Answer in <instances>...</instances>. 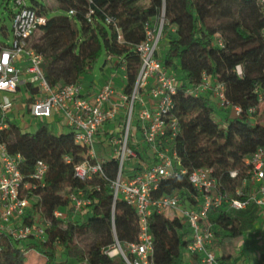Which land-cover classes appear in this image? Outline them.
Listing matches in <instances>:
<instances>
[{"label":"trees","instance_id":"trees-1","mask_svg":"<svg viewBox=\"0 0 264 264\" xmlns=\"http://www.w3.org/2000/svg\"><path fill=\"white\" fill-rule=\"evenodd\" d=\"M29 1V8L47 17L52 10L61 13L48 17L39 42H31L44 57V74L52 87L81 82L105 53L126 62L127 94H131L140 71L136 49L146 38L145 28L164 13L161 44L165 52L158 57L183 84L173 97V114L179 120L181 134L172 146L188 174L213 169L222 182H230V172L241 170L246 159L264 148V124L255 119L257 107L264 101V0H55L53 7L51 3ZM90 11L92 21L88 22L86 15ZM109 18L113 20L111 24ZM117 28L123 43L118 42ZM1 46L5 45L0 42ZM204 75L211 77L213 87L221 84L225 88L229 107L220 108L227 114L221 122L216 119L213 101L217 98L213 94L186 93L189 88L199 87ZM25 88L34 95L31 85ZM235 108L240 109L239 114ZM0 145H5L12 155L23 156L22 174L26 177L33 173L38 161L49 167L44 187L34 195L40 198L36 210L52 219L53 225L48 241L29 242L27 251L39 253L45 264H126L121 256L110 259L104 254L117 242L122 247L137 242L139 235L135 209L121 198L114 202L112 182L118 172L114 158L104 160V178L81 181L75 167L87 152L75 144L71 131L56 135L49 125H44L35 133H24L12 123L0 131ZM130 147L138 155L134 174L142 172L143 165L152 163V154L142 152L133 139ZM72 192H82L90 206L76 221L72 217L66 222L53 219L55 211H69ZM176 193L187 198L196 193L188 175L165 180L153 196L170 197ZM35 214L32 212L31 217ZM259 214L260 210L253 206L243 212H227L224 208L212 211L208 220L214 227V249L220 250L223 264L231 260L242 263L246 258L247 237L251 233L258 237L260 233ZM149 226L155 264L196 262L187 250L190 232L185 224L154 213ZM90 237L93 241L86 250L81 242ZM22 246L7 235L1 237L0 264H25ZM61 253L68 261L60 259Z\"/></svg>","mask_w":264,"mask_h":264},{"label":"built area","instance_id":"built-area-1","mask_svg":"<svg viewBox=\"0 0 264 264\" xmlns=\"http://www.w3.org/2000/svg\"><path fill=\"white\" fill-rule=\"evenodd\" d=\"M14 4L17 11L12 15V42L0 47V131L13 123L10 115L15 109L16 97L23 87L31 85L35 93L25 105L28 115L35 120L62 117L75 144L87 152L84 160L75 167L77 178L81 181L104 178V160L99 159L96 145L101 146L102 152L111 150V157L118 162L117 177L112 182L114 202L121 198L135 209L139 235L135 243L122 247L117 242L105 249V255L110 259L121 256L126 264H155L154 240L149 226L154 213L186 225L190 232L186 238L189 241L187 250L196 260L192 264H223L219 258L220 250L214 249V227L208 220L212 211L224 208L227 212H243L256 207L260 210L258 224L264 232V148L246 159L241 170L230 172L231 181L227 183L222 182L213 169H198L188 174L181 167V160L172 146L181 134L179 120L173 114V97L183 84L158 57L165 25L164 13L146 26V38L137 46L141 67L131 94H127L125 88L122 92L116 88V73H123L126 80V62L122 57L110 54L106 67L112 71V76L89 99L81 82L59 87L49 84L43 70L44 57L31 46L32 40L47 25L48 17L29 8V0H14ZM92 15L93 11L86 15L88 22L92 21ZM107 21L109 24L113 22L110 18ZM116 30L118 42L123 43V35L118 28ZM19 64H25V69L21 70ZM238 73L242 75L240 67ZM186 93L193 96L211 93L221 107H229L224 86L217 84L213 87L211 77L207 75L199 87L189 88ZM136 108H139L138 136L132 138ZM235 110L240 113L239 108ZM132 139L142 152H151L153 160L150 165H143L142 172L127 176L126 162L138 160L136 151L130 147ZM65 160L70 162L68 158ZM23 163L22 155H12L5 145H0V238L7 235L20 242L23 245L20 251L27 256L31 252L27 251L29 242L48 241L53 221L44 218L35 207L40 198L34 192L44 187L48 165L38 161L33 173L26 177L22 174ZM187 175L196 193L188 198L180 193L154 198L153 194L162 182ZM69 200V211L57 210L53 219L66 222L69 217L79 216L91 204L82 192H72ZM34 210L36 214L32 218ZM60 258L64 259L63 253ZM261 261L264 264V258L256 263ZM229 264L240 263L231 260Z\"/></svg>","mask_w":264,"mask_h":264},{"label":"rangeland","instance_id":"rangeland-1","mask_svg":"<svg viewBox=\"0 0 264 264\" xmlns=\"http://www.w3.org/2000/svg\"><path fill=\"white\" fill-rule=\"evenodd\" d=\"M41 3V0H37ZM52 7L55 4V0H51ZM30 4V1H29ZM17 11L15 7L14 0H0V42L4 45H10L12 42V29H13V19L12 15ZM61 13L59 11H50L48 13V17L58 16ZM214 24V23H210ZM43 35L41 33L37 34L36 37L33 39L32 43L36 44L39 42ZM163 44L159 47V53L162 55L164 54ZM107 56L105 53L102 54L100 59L94 64L93 68L82 78L81 84L84 89H99L103 87L107 80L112 76V71L106 67ZM115 73V71H113ZM181 76V75H179ZM180 78V77H178ZM114 83L118 91L123 90L124 86L126 85V80L124 79V75L121 72L116 73V77L114 79ZM118 85H120L118 87ZM25 98V95H24ZM24 99L22 97H18L17 105L20 107L16 111V118H18V125L20 129L24 133H35L39 128L44 125H51L48 123V120H33L29 115H26L24 112L23 102ZM20 102V103H19ZM214 106L216 108V119L218 122L222 121V117L227 115L222 110H220L221 106H219V101L214 99ZM138 109L136 108L133 118V131H132V138L138 136V131L136 128L137 120H138ZM255 119L260 123L264 124V101L260 103L257 107ZM134 140V139H133ZM136 146V144H135ZM138 147V146H137ZM96 151L102 152V148L100 145H96ZM111 152V150H109ZM136 161H128L125 165V172L127 176H131L136 172V167L134 164ZM74 221L79 219V216L72 217ZM261 233H258L262 236L258 239V237H254L253 234H250V237H247L246 243L248 251L246 253V258H244L242 263L240 264H255L258 259L264 258V232H262V227H258ZM93 239L90 237L87 239L86 242H81L84 248L87 250L89 245ZM61 259V258H60ZM62 261H68L67 257L61 259ZM25 264H45L44 258L37 252L31 251L26 256ZM69 264H77L72 261H69Z\"/></svg>","mask_w":264,"mask_h":264},{"label":"crops","instance_id":"crops-1","mask_svg":"<svg viewBox=\"0 0 264 264\" xmlns=\"http://www.w3.org/2000/svg\"><path fill=\"white\" fill-rule=\"evenodd\" d=\"M18 67L21 69V70H24L26 65L25 64H19ZM25 78H27V76H25ZM120 85H118L119 87ZM102 87H100L99 89H84V94L87 98L89 99H92L94 97V95L101 90ZM125 88V86H124ZM24 95H25V98H24ZM22 97L24 99V103H23V107H24V113L26 115H28L27 111L25 110V105L28 103V99L30 97V94L26 91V88L23 87L20 91V93L17 95L16 97V106H15V109L14 111L12 112V114L10 115L11 116V119L13 120V123H15L16 125H18V118H16V111L17 109H19L20 107L17 105L18 103V97ZM20 103V102H19ZM30 117V115H29ZM33 119V118H32ZM35 120V119H33ZM48 123L51 124L49 125L51 130L56 134V135H62V134H65L67 132H69L70 130L68 129L67 127V122L66 120H64L62 117H58V116H54L52 119H49L48 120ZM19 127V125H18ZM103 136H101V140H103ZM98 155H99V159L100 160H107L109 158H112L111 157V152H97Z\"/></svg>","mask_w":264,"mask_h":264},{"label":"bare ground","instance_id":"bare-ground-1","mask_svg":"<svg viewBox=\"0 0 264 264\" xmlns=\"http://www.w3.org/2000/svg\"><path fill=\"white\" fill-rule=\"evenodd\" d=\"M114 254H116V252Z\"/></svg>","mask_w":264,"mask_h":264}]
</instances>
